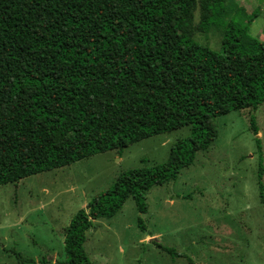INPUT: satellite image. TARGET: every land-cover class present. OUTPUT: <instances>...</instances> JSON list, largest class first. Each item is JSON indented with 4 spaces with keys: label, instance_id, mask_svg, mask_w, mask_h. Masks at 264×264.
Here are the masks:
<instances>
[{
    "label": "trees",
    "instance_id": "obj_1",
    "mask_svg": "<svg viewBox=\"0 0 264 264\" xmlns=\"http://www.w3.org/2000/svg\"><path fill=\"white\" fill-rule=\"evenodd\" d=\"M254 18L235 0H0V186L189 132L166 162L121 173L75 213L64 230L68 264H92L84 243L94 221L127 199L144 213L152 187L209 151L218 117L264 102ZM197 33L216 34L219 49Z\"/></svg>",
    "mask_w": 264,
    "mask_h": 264
},
{
    "label": "rangeland",
    "instance_id": "obj_2",
    "mask_svg": "<svg viewBox=\"0 0 264 264\" xmlns=\"http://www.w3.org/2000/svg\"><path fill=\"white\" fill-rule=\"evenodd\" d=\"M235 2L255 13L248 33L264 42V0ZM195 37L220 47L216 34ZM217 127L209 151L150 189L144 213L127 199L115 216L94 221L84 243L92 264H264V102L218 117ZM188 133L158 134L0 186V264H68L64 230L75 213L121 173L166 162Z\"/></svg>",
    "mask_w": 264,
    "mask_h": 264
},
{
    "label": "crops",
    "instance_id": "obj_3",
    "mask_svg": "<svg viewBox=\"0 0 264 264\" xmlns=\"http://www.w3.org/2000/svg\"><path fill=\"white\" fill-rule=\"evenodd\" d=\"M263 3V2H262Z\"/></svg>",
    "mask_w": 264,
    "mask_h": 264
}]
</instances>
